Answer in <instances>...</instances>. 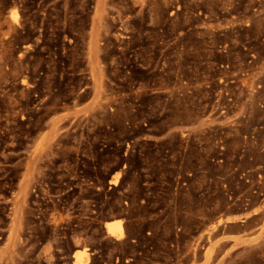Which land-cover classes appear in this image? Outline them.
I'll return each mask as SVG.
<instances>
[{
  "label": "rangeland",
  "instance_id": "1",
  "mask_svg": "<svg viewBox=\"0 0 264 264\" xmlns=\"http://www.w3.org/2000/svg\"><path fill=\"white\" fill-rule=\"evenodd\" d=\"M263 186L264 0H0V264H264Z\"/></svg>",
  "mask_w": 264,
  "mask_h": 264
},
{
  "label": "bare ground",
  "instance_id": "2",
  "mask_svg": "<svg viewBox=\"0 0 264 264\" xmlns=\"http://www.w3.org/2000/svg\"><path fill=\"white\" fill-rule=\"evenodd\" d=\"M137 1H139V0H133V2H137ZM95 36V35H94ZM95 39H96V37H94ZM94 44L96 43V41H94L93 42ZM96 45V44H95ZM93 46V45H92ZM97 47V46H96ZM92 48V47H91ZM93 49V51L92 52H94L93 54H95V46H94V48H92ZM96 50H97V48H96ZM94 71V70H93ZM117 175V174H116ZM119 175V174H118ZM118 175H117V180H118ZM111 181V180H110ZM114 181H116V180H114ZM264 187V186H263ZM261 188V187H260ZM263 189V188H262ZM262 191V190H261ZM237 218V217H236ZM227 219H233L232 217L231 218H229V217H227ZM235 219V218H234ZM237 220V219H236ZM232 221V220H231ZM234 221V220H233ZM232 221V222H233ZM229 222V221H228ZM221 223H223L222 222V220L220 219L219 221H217V223H216V225H215V227H213V230L216 228V226L218 225L219 226V224H221ZM104 230H105V233L107 234V235H109L111 238H115V239H117V240H119V239H122V237H123V235H124V229H123V224L120 222V220H118V219H116V220H113V221H107V222H105L104 223ZM218 229V228H217ZM216 229V230H217ZM212 230V229H211ZM211 230H210V232H211ZM212 230V231H213ZM215 230V231H216ZM213 233V236H214V234H215V232H212ZM213 247H214V245H213ZM213 249V248H212ZM88 249H84V248H81V249H77V250H75L74 251V253H72L73 254V256H72V258H73V262L71 263V264H88L89 263V261H88V253L86 252ZM208 251H210V248H208ZM207 251V254L209 253ZM211 252V251H210ZM90 256V255H89Z\"/></svg>",
  "mask_w": 264,
  "mask_h": 264
}]
</instances>
